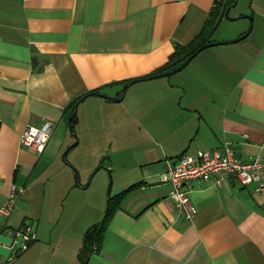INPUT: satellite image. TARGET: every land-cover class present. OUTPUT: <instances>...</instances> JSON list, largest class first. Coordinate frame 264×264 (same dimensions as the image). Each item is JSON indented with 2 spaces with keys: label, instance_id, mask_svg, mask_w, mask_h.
Instances as JSON below:
<instances>
[{
  "label": "crops",
  "instance_id": "obj_1",
  "mask_svg": "<svg viewBox=\"0 0 264 264\" xmlns=\"http://www.w3.org/2000/svg\"><path fill=\"white\" fill-rule=\"evenodd\" d=\"M214 1L0 0V205L11 182L25 185L0 233V264H81L82 234L98 217L81 194L116 162L115 191L141 184L112 211L90 264H264V193L254 182L193 179L195 211L184 218L171 184L157 179L165 159L224 141L242 158L264 156V0H246L258 16L247 43L206 47L175 80L137 79L106 98L190 40ZM93 88L100 94L73 106L71 133L69 104ZM44 119L53 128L42 151L21 145L24 126ZM19 228L34 234L23 248L13 243Z\"/></svg>",
  "mask_w": 264,
  "mask_h": 264
},
{
  "label": "built area",
  "instance_id": "obj_2",
  "mask_svg": "<svg viewBox=\"0 0 264 264\" xmlns=\"http://www.w3.org/2000/svg\"><path fill=\"white\" fill-rule=\"evenodd\" d=\"M52 128L53 122L50 119H44L37 125L26 124L20 133L19 143L33 151L41 152ZM227 177H233L241 184L254 182L256 190L264 193V156L257 154L250 158H242L228 141H224L218 147L198 150L195 154L184 152L173 159H165V168L157 175L159 182L171 184L169 196L174 201L176 214L184 218H190L195 211L189 198L193 179H212L214 183H218ZM24 189V183H10L6 199L0 205V233ZM16 235H22L24 241L34 238V234L27 228L17 229L14 238Z\"/></svg>",
  "mask_w": 264,
  "mask_h": 264
},
{
  "label": "trees",
  "instance_id": "obj_3",
  "mask_svg": "<svg viewBox=\"0 0 264 264\" xmlns=\"http://www.w3.org/2000/svg\"><path fill=\"white\" fill-rule=\"evenodd\" d=\"M232 1L233 0H215L212 7L208 11V14L206 18L204 19L200 29L187 42L185 43L176 42L173 46V50L169 53L164 63H162L161 65L156 67L154 70H152L151 72L143 76L120 80L119 82L121 83L132 82L137 79L152 77V75H159L163 73L164 71H167L179 65L199 45L206 43L208 41H215V39L211 38V34L213 30L215 29L219 20L224 18V11L226 7ZM90 94H100L99 88H93V89L86 91L85 93L75 97L69 104L70 107H72V113L70 115V120H69V129L71 133L73 132V125H74V122L76 121V114L73 112L74 110L73 106L76 102L81 100L83 97L90 95ZM181 153H184V151ZM181 153H179L178 155H180ZM64 154H65V151L63 153V156ZM139 184H141V181L134 182L128 185L127 187L119 190L118 192L114 193L113 196L107 197L105 212H104V215L101 221L98 223L96 222L91 223L84 231V234L82 237V244L78 251V257L81 261V264L83 263L85 257H88L90 256L92 252H96L99 250V247L102 241L103 232L106 227L107 221L112 211L118 206L122 196L129 189Z\"/></svg>",
  "mask_w": 264,
  "mask_h": 264
},
{
  "label": "rangeland",
  "instance_id": "obj_4",
  "mask_svg": "<svg viewBox=\"0 0 264 264\" xmlns=\"http://www.w3.org/2000/svg\"><path fill=\"white\" fill-rule=\"evenodd\" d=\"M236 2L237 3H235V5L228 10V15L238 16V17L235 19H228L225 17L220 19L219 22L217 23L215 29L213 30V32L211 34L212 39H217L218 37L223 36L226 33V31L227 32H233L236 29H242V28H244L243 31L250 29L248 34L244 38H242L243 43H247L249 41V39H251L253 37V35H255V29H256L255 28V22H257L258 16L253 17V14L251 13V11H248L247 9H245V8H247V6H246L247 1L246 0H237ZM249 16H251L252 20L249 18ZM217 40H225V39H217ZM213 45H216V44H213ZM213 45H210V46L213 47ZM207 47H209V46H207ZM202 50H204V48ZM206 51H208V50H206ZM184 69L185 68L180 69V70L170 74L171 79L175 80L176 77L182 73V71H185ZM165 77H169V75L159 76V79H162ZM118 144H119L118 142H114V146H118ZM133 150L135 151L136 149H133ZM97 157H98V159H97L96 168L98 167L97 168V171H98V169L101 168V167H99V165H102V163L99 162L100 161V155L97 154ZM122 166H123V164L116 162V165L114 164V168L112 170H109V168L106 167V169L104 170L105 172H101L102 178L103 179L106 178L105 182H103V183H100L97 181L99 176L97 175L95 177L96 173H94L92 175L90 181H89L90 182V184L88 186L89 192H87L86 197H84L85 192H82V194H81L82 198L88 199L89 201H91L93 204L96 205L95 218L97 216L98 217L92 223H94L95 221L102 218V216L104 215V212H105L107 197L113 196V194L117 192L115 190H116V188H118V185L120 184V182L122 180L120 178L121 172L124 171L122 169ZM100 170H103V168ZM133 173H134V171H133ZM61 200L63 202L65 201V203H66V207L64 208V210H66L67 207L69 209V206L67 204V201H68L67 197L64 196V197H62ZM60 209H61L60 205L55 208V210L57 212H59ZM52 224L53 223H50V226L52 227V231L56 232L59 229V224H57L56 226L52 225ZM83 234H84V232H83ZM83 234H82V237H83ZM86 264H90V262L87 261Z\"/></svg>",
  "mask_w": 264,
  "mask_h": 264
},
{
  "label": "water",
  "instance_id": "obj_5",
  "mask_svg": "<svg viewBox=\"0 0 264 264\" xmlns=\"http://www.w3.org/2000/svg\"><path fill=\"white\" fill-rule=\"evenodd\" d=\"M237 0H233L225 9L224 11V17L225 18H228V19H235L237 18L238 16H230L228 15V10L230 8H232L235 3H236ZM249 18L252 20L251 16H249ZM250 29L244 31L243 33H241L240 35H238L237 37H235L234 39L232 40H215V41H208L206 43H203L201 45H199L195 50H193L179 65L175 66L174 68L172 69H169L167 71H164L163 73L159 74V75H152V77H156V76H162V75H169L173 72H176L178 70H180L182 67H184L191 59L192 57H194L200 50H202L203 48L207 47V46H210V45H213V44H221V43H225V42H233V41H238L239 39H242L244 38L248 32H249ZM129 82H125L123 83L122 87H121V93H120V96L119 97H107V98H110V99H113V100H117L119 98H121L123 96V93H124V89L126 88V86H128ZM76 106V103L74 104V107ZM69 118V117H68ZM75 142L77 141V139L75 138L74 140ZM103 217V216H102ZM102 218H100L99 220L95 221L96 223L100 222ZM24 244H25V241H24V237L22 235H16L15 238H14V245L16 248H23L24 247ZM87 259L88 257H85L84 258V261L82 264H86L87 262Z\"/></svg>",
  "mask_w": 264,
  "mask_h": 264
}]
</instances>
